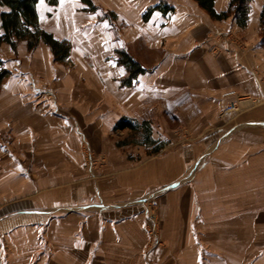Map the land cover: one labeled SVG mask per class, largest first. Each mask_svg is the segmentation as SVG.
<instances>
[{
  "label": "crops",
  "instance_id": "0c3cea01",
  "mask_svg": "<svg viewBox=\"0 0 264 264\" xmlns=\"http://www.w3.org/2000/svg\"><path fill=\"white\" fill-rule=\"evenodd\" d=\"M94 1L117 18L38 4L41 27L72 44L67 63L43 42L0 46V264H264V0L245 28L194 0ZM161 2L174 10L144 20ZM117 49L147 70L132 86ZM238 96L251 101L221 118ZM123 118L164 147L150 154ZM85 146L107 156L95 176ZM152 194L162 242L149 249Z\"/></svg>",
  "mask_w": 264,
  "mask_h": 264
},
{
  "label": "trees",
  "instance_id": "16d2710c",
  "mask_svg": "<svg viewBox=\"0 0 264 264\" xmlns=\"http://www.w3.org/2000/svg\"><path fill=\"white\" fill-rule=\"evenodd\" d=\"M60 0H47L51 5H57ZM91 6V10L96 9L93 0H82ZM204 9L212 19L225 20L232 17L237 24L245 28L249 23L251 5L254 0H231L229 7L225 11L219 12L215 3L216 0H194ZM40 0H0V5L7 7L1 13L2 23L0 25V46L8 43L13 49H17L20 41H26L30 51L35 50L41 42L49 45L54 53L55 60L67 63L70 56L72 44L69 40H60L49 31L41 27L38 4ZM174 10L167 3L161 2L150 7L144 13V20H148L155 11L168 14ZM261 35L264 42V7L261 14ZM117 61L128 70V75L122 80L123 86H132L137 77L147 70L124 49H117ZM10 75V71L4 67V61L0 59V89L4 80ZM116 127L118 129H130L133 131L142 130L141 144L154 146V152L159 151L164 144L158 143L152 137V128L149 122H139L135 119L123 118Z\"/></svg>",
  "mask_w": 264,
  "mask_h": 264
},
{
  "label": "rangeland",
  "instance_id": "374dc122",
  "mask_svg": "<svg viewBox=\"0 0 264 264\" xmlns=\"http://www.w3.org/2000/svg\"><path fill=\"white\" fill-rule=\"evenodd\" d=\"M93 2H94V5L97 7L96 9H93V11H96V10H101L102 12H103V17H106V18H109V20L110 21H112V20H114V19H116L117 17H116V15L114 14V12L113 11H110V10H108V11H106V9L102 6V3H100V4H97V3H95V1L93 0ZM88 5V4H87ZM88 7H89V10H91V6L90 5H88ZM125 50V49H124ZM116 53H117V51H116ZM251 101V100H250ZM250 101H246V102H243V106H242V108L245 106V105H247V104H249V102ZM240 112V111H239ZM239 112H237L236 114H233V115H224V116H222L221 114H220V117L221 118H224V117H233V116H236L237 114H239ZM137 133L141 136L139 139H132V141H134V142H136V143H139L140 145H145V144H141L140 143V141H142L143 140V136H142V130L140 129V130H138L137 131ZM188 131H186V133L183 135L184 137H188ZM158 141V143H160V144H163L164 142L163 141H161V140H157ZM89 147V146H88ZM163 147H164V145H163ZM162 147V148H163ZM87 148V146H85V148L83 149L84 150V152H85V149ZM91 149V148H90ZM154 146H149V151L151 152L150 154H154L155 152H154ZM91 151L95 154V155H97V156H99V155H102V159H101V162L103 163H100L99 165V167H98V169H100L101 167H103L106 163H107V156L104 154V153H98V152H96L95 150H93V149H91ZM104 159V160H103ZM97 169V170H98ZM149 196L150 195H148L147 196V198L145 199V201L143 202V203H146L149 207H150V211H151V214L153 215V220H154V216H155V230H154V235L152 236V238H150V235H149V249H152L153 247H155V246H158L161 242H162V239H161V228H160V219H159V214H158V201H157V198H156V196H154L153 194L151 195V197L153 198V200H154V202L156 203V206L154 207V204H149V202H148V199H149ZM150 197V198H151ZM152 200V201H153ZM151 225H153L154 226V224L152 223ZM146 229H147V226H146ZM148 233V232H147Z\"/></svg>",
  "mask_w": 264,
  "mask_h": 264
},
{
  "label": "built area",
  "instance_id": "2783aa9c",
  "mask_svg": "<svg viewBox=\"0 0 264 264\" xmlns=\"http://www.w3.org/2000/svg\"><path fill=\"white\" fill-rule=\"evenodd\" d=\"M251 98H249L248 96H238L236 97L234 100L230 101L220 112V114L222 116L224 115H233L236 114L237 112H239L242 109L243 106V102L246 101H250ZM102 159V155H95L90 147L87 146V148L85 149V165L87 168H89L93 175L95 176V173L98 169V167L100 166L99 164L102 163L101 162ZM104 160V159H103ZM103 164V163H102ZM151 195L149 196L148 202L149 204H154V207L156 206V203L154 202L153 198L151 197ZM153 200V201H152ZM145 205V209H146V214H147V232L150 235V238H152V236L154 235V230H155V216H154V220H153V215L151 214L150 211V207L144 203ZM154 224L151 225V224Z\"/></svg>",
  "mask_w": 264,
  "mask_h": 264
}]
</instances>
